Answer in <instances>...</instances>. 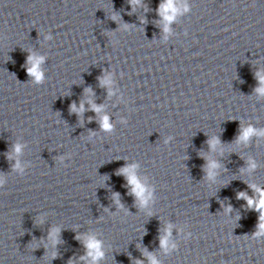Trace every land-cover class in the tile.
<instances>
[{"label":"water","instance_id":"95a60500","mask_svg":"<svg viewBox=\"0 0 264 264\" xmlns=\"http://www.w3.org/2000/svg\"><path fill=\"white\" fill-rule=\"evenodd\" d=\"M162 2L0 0V264H91L85 236L97 264H217L248 217L237 194L264 190V135L238 137L264 131V0H175L167 32ZM132 164L143 208L118 174Z\"/></svg>","mask_w":264,"mask_h":264},{"label":"clouds","instance_id":"9594fccd","mask_svg":"<svg viewBox=\"0 0 264 264\" xmlns=\"http://www.w3.org/2000/svg\"><path fill=\"white\" fill-rule=\"evenodd\" d=\"M129 3L132 5H137L140 3V0H129ZM180 10L175 4V0H164L159 6L158 12L159 15L162 17L164 21V30L167 32L168 25L175 19V16ZM50 38V37H48ZM45 60V57L38 56L34 53L30 54L27 59V64L30 65L27 67V73L28 75L34 80L36 83H41L44 79V74L41 69V65L43 64ZM256 78L259 82V87L255 89V91L264 96V72L257 71ZM100 83L102 86H106L109 91V95L111 96L112 90V80L110 75L104 76ZM90 91V90H89ZM91 109L96 112L100 113L102 111V106H97L96 104L89 101ZM71 112L80 114L82 113L84 109V104L81 103L79 106H77L75 103L71 105L70 108ZM100 127L103 131L111 132L113 130V125L110 123V118L107 115H104L101 117L100 121ZM253 135H264V131H256L251 126L247 128H243L241 130V134L238 137V142H247L248 139ZM219 143V140L217 138H212L208 141L209 147L211 149H215L216 145ZM23 148V145L16 144L14 146V152L18 155L21 153ZM15 167L17 169H20V164L17 161ZM219 167V164L215 161H209L206 168V174L208 179H212L215 176V169ZM136 168L137 165H126L123 168L119 169L118 174L123 175L125 179L127 180V186L130 187V194L133 195L136 200L139 202V206L141 208L146 207L149 203L151 197H152V189L148 188L144 182H142L137 174H136ZM255 164L250 162V169H254ZM22 171V169H20ZM3 181L0 180V184H2ZM253 189L254 193L259 194V199H256L255 197H249L247 193L245 192H239L237 194L239 199H244L247 201V205L249 208H252L260 213L259 216V223L257 225V231L254 233L253 238L258 239L260 237H264V190L256 187L255 185L250 186ZM119 194H114V201L115 203L119 204ZM122 207V205H121ZM59 232L58 228H53L49 232V237L52 239L53 243L56 242L57 233ZM171 234V225L168 226V228L165 230V235L161 237V247L165 248L167 251L169 247V239L168 237ZM79 239V237H77ZM84 247L86 249L85 256H81L80 259L84 260L86 258H90L91 264H97V262L103 258L104 252L102 251V243L100 240H98L95 236H85L84 240ZM172 247H175L174 245ZM148 259L150 261V264H159V262L156 260L154 256L148 255ZM137 264H142L141 261H137Z\"/></svg>","mask_w":264,"mask_h":264}]
</instances>
